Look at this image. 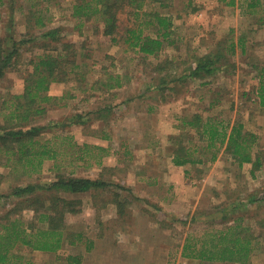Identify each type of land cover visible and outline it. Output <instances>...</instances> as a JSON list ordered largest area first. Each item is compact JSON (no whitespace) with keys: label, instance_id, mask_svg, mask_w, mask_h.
I'll return each instance as SVG.
<instances>
[{"label":"rangeland","instance_id":"obj_1","mask_svg":"<svg viewBox=\"0 0 264 264\" xmlns=\"http://www.w3.org/2000/svg\"><path fill=\"white\" fill-rule=\"evenodd\" d=\"M83 1L0 0L4 50L24 41L17 42V64L0 81V132L21 121L10 113L19 100L25 103L21 110L27 108L25 97L17 95L30 82L35 61L65 54L60 76L65 78L51 83L50 100L32 105L47 109L32 111L25 126H44L36 147L46 144L57 150L56 157H45L36 167L0 148V230L16 218L25 227L48 226L38 221L37 203L30 206L29 195L16 194L18 187L49 185L72 175L107 183L79 194L61 192L81 200L76 212L65 215L68 234L61 248L18 244L5 264H264V108L257 97L264 66V0L256 7L249 6L252 0H145L141 11H159L175 23L176 40L157 55L124 41L126 30L140 22L136 4L121 0L119 27L106 34L98 13L75 15ZM154 27L148 25L145 33ZM53 28L59 30V42L74 45L66 50L44 35ZM210 56L219 57L215 73L190 75L201 57ZM117 79L122 84L110 88ZM196 115L203 121H243L258 137L254 152L261 167L255 169L253 162L241 167L224 149L218 159H208L211 152L201 150L207 140L185 122ZM190 138L204 161L175 164L178 142L189 145ZM50 194L42 211L51 205ZM238 215L245 216L255 236L247 263L183 254L188 235L225 228ZM72 232L92 238L93 249L71 244ZM70 255H82V262H71Z\"/></svg>","mask_w":264,"mask_h":264},{"label":"trees","instance_id":"obj_2","mask_svg":"<svg viewBox=\"0 0 264 264\" xmlns=\"http://www.w3.org/2000/svg\"><path fill=\"white\" fill-rule=\"evenodd\" d=\"M120 1L84 0L76 5L75 15L92 17L98 13L104 21V32L106 34H114L119 27L118 10L123 6V3L121 5ZM129 2L136 4L134 14H136V20L140 18L137 26L129 27L126 30L124 41L129 44V47L135 48L138 52H142L145 55H157L166 43H171L176 40L174 38L175 23L171 16L162 14L159 11H141L145 0H129ZM162 3L164 4V0H162ZM230 3L235 4V0H232ZM259 3L260 0H252L249 6L256 7ZM251 12L254 13L256 10L254 9ZM262 22L264 23V20ZM39 23L44 26L46 25L42 20ZM148 25L155 26L152 33H145V28ZM58 33V28H53L46 31L44 35L51 37L53 41L59 42L61 39L58 37ZM114 40L117 41V37H113ZM17 42L20 41H14L15 45L11 46L6 52L4 50V36L0 35V81L4 78L8 69L14 67L19 60L21 49L17 47ZM22 42L24 43V41L20 43ZM59 43L58 46L66 50L74 45L69 42ZM64 55L62 52L58 55L49 53L40 56L35 61V69L31 73L30 82L25 87L24 92L17 95L18 98L25 97L27 100V108L25 111H22L21 108L25 103L19 100L16 107L10 113V117L21 118V121L17 122L14 127L3 128V131L0 132V148H4L9 155L11 153L19 154V159H26L28 163L34 164L36 167L43 163L45 157H56L57 150L51 149L46 144L36 147V144L40 141L35 137L44 129V126H31L26 128L25 126H28L27 123L29 122L32 111L34 113H42L47 109L46 106L32 109V105L38 100H50L52 97L47 94V91L50 89L51 83L65 78L60 77L63 72L62 60L65 58ZM218 58L214 59L211 56L201 57L190 75L203 77L206 74L210 75L215 73L219 69ZM73 62H76V60ZM78 65L77 63L76 66ZM260 74L261 80L257 89V97L260 106L264 108V66ZM121 84V80L117 79L116 83H110L109 87L112 88ZM9 107L7 106L6 108ZM201 117L196 115L195 118L186 120L185 122L197 127L201 139L207 140L205 149L202 147L201 150L211 152L208 159L212 161L218 159L219 154L224 149V151L232 154L241 167L247 162H253L255 169L261 167L260 155H255L254 152L258 144V137L256 133L245 128L243 121L231 123V119H213L212 117L203 121ZM33 148H35L34 151ZM199 149L198 144L192 138L189 139V145H183L182 141L181 143L178 142V146L174 150L173 155L175 164H195L204 161L203 155H196ZM204 151L202 152L204 153ZM97 162L101 164L100 159ZM106 184V181L102 179L72 175L61 176L57 181L49 185L29 184L25 187H18L16 194L29 195L26 199L32 200L29 205L33 206L37 203V207L33 208L36 211L38 221L47 222L48 226L37 228L30 224V227H25L19 218L5 222L3 229L0 230V264H5L10 261L11 250L18 244L28 245L33 249L44 251H56L61 248L68 234L65 215L67 212H76V203L81 202L80 199L68 198L64 196L65 194L62 195L61 192L79 194L95 188H102ZM48 193H51L49 195L51 205L47 211H42L41 207L44 205V197ZM262 199H264V196H262ZM244 220V215H238L233 217L231 224L225 228L206 229L202 232L188 235L184 244L183 254L187 257L205 260L247 263L255 248V236L250 232V227L244 223ZM69 242L73 245L84 244L89 251L93 249L95 244V241L83 232H72ZM69 258L74 263L82 262V255H70Z\"/></svg>","mask_w":264,"mask_h":264}]
</instances>
